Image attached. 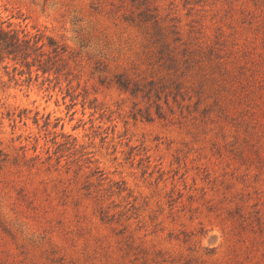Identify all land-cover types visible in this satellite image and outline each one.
Returning <instances> with one entry per match:
<instances>
[{
	"label": "rangeland",
	"instance_id": "374dc122",
	"mask_svg": "<svg viewBox=\"0 0 264 264\" xmlns=\"http://www.w3.org/2000/svg\"><path fill=\"white\" fill-rule=\"evenodd\" d=\"M152 6L0 0L67 50L58 79L0 68V264H264V0Z\"/></svg>",
	"mask_w": 264,
	"mask_h": 264
},
{
	"label": "trees",
	"instance_id": "16d2710c",
	"mask_svg": "<svg viewBox=\"0 0 264 264\" xmlns=\"http://www.w3.org/2000/svg\"><path fill=\"white\" fill-rule=\"evenodd\" d=\"M131 2L138 7H142V10L138 13L140 22L152 20L154 27L158 26L156 15L152 12L157 10L155 6H152L154 0H131ZM159 38L155 37L153 39V42L159 46L157 50L158 57L164 60L167 69L177 70V65L181 63V60L175 56L174 49L164 41L163 37ZM174 40H179V37H174ZM66 52L64 43L52 37L29 36L28 33L23 31L0 25V68L3 69L4 74L7 76L6 82L14 81L16 83L25 75L20 81L29 83L33 78V74L35 79L39 77V74L41 76L46 75L44 81H50L51 76L52 79H58L65 69L63 61L67 54ZM181 56L184 57L182 61L183 67H187L190 59L185 49L182 50ZM6 82L2 80V75H0V85L4 87ZM115 83L121 89L130 91V93L141 90L138 85L131 84L130 81L124 79L121 75L116 76ZM170 84L178 91L179 82L173 80ZM149 85V90H151L154 83L150 81ZM147 93L149 92L147 91ZM5 115L11 119L14 113L6 111ZM5 159V154L0 150V165Z\"/></svg>",
	"mask_w": 264,
	"mask_h": 264
}]
</instances>
